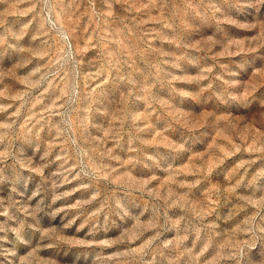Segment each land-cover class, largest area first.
<instances>
[{
	"label": "rangeland",
	"instance_id": "obj_1",
	"mask_svg": "<svg viewBox=\"0 0 264 264\" xmlns=\"http://www.w3.org/2000/svg\"><path fill=\"white\" fill-rule=\"evenodd\" d=\"M0 264H264V0H0Z\"/></svg>",
	"mask_w": 264,
	"mask_h": 264
}]
</instances>
